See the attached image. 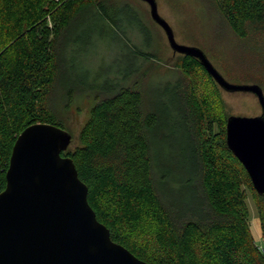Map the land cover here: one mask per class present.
<instances>
[{
  "label": "trees",
  "instance_id": "1",
  "mask_svg": "<svg viewBox=\"0 0 264 264\" xmlns=\"http://www.w3.org/2000/svg\"><path fill=\"white\" fill-rule=\"evenodd\" d=\"M107 1L0 0V193L27 127L67 130L51 100L64 67L66 46L59 42L86 11L118 27ZM215 3L234 34L264 59V0ZM129 53L107 83L91 86L89 117L62 154L87 185L97 219L114 242L149 264H264L250 230L247 190L263 232L264 195L227 145L228 119L203 80L216 89L215 81L197 59L179 54L185 82H170L154 104L161 107H152L138 75L155 53L136 46Z\"/></svg>",
  "mask_w": 264,
  "mask_h": 264
},
{
  "label": "water",
  "instance_id": "2",
  "mask_svg": "<svg viewBox=\"0 0 264 264\" xmlns=\"http://www.w3.org/2000/svg\"><path fill=\"white\" fill-rule=\"evenodd\" d=\"M165 32L175 54L197 59L226 92L257 97L262 113L231 116L227 145L246 169L255 191L264 195V91L256 84H232L199 48L176 42L156 0H142ZM72 135L37 123L17 138L0 193V264H149L114 242L88 202V187L72 158L63 156Z\"/></svg>",
  "mask_w": 264,
  "mask_h": 264
},
{
  "label": "rangeland",
  "instance_id": "3",
  "mask_svg": "<svg viewBox=\"0 0 264 264\" xmlns=\"http://www.w3.org/2000/svg\"><path fill=\"white\" fill-rule=\"evenodd\" d=\"M108 12L115 27L106 17L86 11L68 26L59 44L65 47L64 67L58 75L51 98L57 117L72 135V147L94 105L91 86L105 84L124 59H130L129 47L155 53L146 64L141 82L151 106L159 102L170 82H185L179 71L181 56L169 46L164 30L150 15L142 0H108ZM158 11L172 27L178 44L201 49L232 84L259 85L264 91V59L248 40L239 39L220 14L215 0H156ZM116 9V10H115ZM116 67V68H115ZM136 78V76H133ZM143 80V81H142ZM213 100L220 99L216 111L227 120L231 116L256 117L262 109L250 93L224 91L203 80ZM216 95V96H215ZM170 154V152H168ZM176 157L179 153H173ZM250 230L255 247L264 253V232L250 190H247Z\"/></svg>",
  "mask_w": 264,
  "mask_h": 264
}]
</instances>
